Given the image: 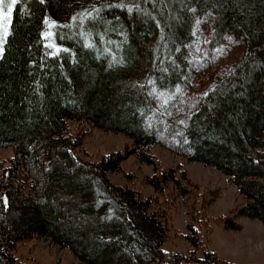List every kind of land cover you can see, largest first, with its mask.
Here are the masks:
<instances>
[{"label":"trees","instance_id":"16d2710c","mask_svg":"<svg viewBox=\"0 0 264 264\" xmlns=\"http://www.w3.org/2000/svg\"><path fill=\"white\" fill-rule=\"evenodd\" d=\"M10 2L0 149L13 156L0 162V264H25L18 247L37 238L82 264H160L171 229L159 197L170 183L190 193L185 173L161 171L151 153L161 129L178 139L176 156L230 179L245 200L238 216L264 225V0ZM201 25L212 55L241 46L229 68L193 61ZM161 93L170 100L160 107ZM80 122L126 136L132 150L82 160L85 135L71 127ZM130 155L153 168L154 196L111 181ZM215 221L239 230L226 215ZM188 230L194 250L172 264H226L208 250L200 257L199 234Z\"/></svg>","mask_w":264,"mask_h":264},{"label":"rangeland","instance_id":"374dc122","mask_svg":"<svg viewBox=\"0 0 264 264\" xmlns=\"http://www.w3.org/2000/svg\"><path fill=\"white\" fill-rule=\"evenodd\" d=\"M10 4V0H3V4L0 5L4 14L9 17L5 21L7 30L11 14L8 12ZM4 35H6L5 31L0 29V43ZM208 46V32L201 25L190 46V53L193 61L198 65L201 64L203 70L209 65H216L214 69L229 68L241 55L239 43H228L215 52V56L208 52ZM157 99L160 107L166 106L170 100L164 93H161ZM155 124L153 123L152 126L154 127ZM71 127L73 132L85 135L84 147L77 151L82 160L99 162L110 154L132 150V141L124 135L102 131L85 122L71 123ZM158 136L164 143L152 147L151 153L160 161L161 171L177 170L175 175L178 178L182 172L185 173L187 179L182 180L181 184L190 191L186 197H181L170 183L165 194L159 197L160 207L166 210L165 214L171 229L170 239L162 248L160 264H172L176 255H184L194 250L184 238L190 233L189 225L197 230L201 239V245L197 249L200 257H203V252L208 250L215 252L216 256L226 264H264V225L259 221L237 215L238 210L244 206L245 200L230 179L214 167L188 163L184 157L176 156L172 147L178 146V139L168 140L165 129H161ZM175 136L180 137L177 130ZM12 156V148L0 149V162L5 163ZM126 174L132 175L131 180L126 178ZM153 175L152 167L141 163L136 155H130L122 165V173L112 174L110 178L116 185L131 186L143 196L152 197L154 191L146 185V179ZM165 199L171 200L166 203ZM223 215L239 226V230L231 231L220 221L214 222L215 218H222ZM17 256L25 264H82L69 250L60 249L50 241L38 238L21 244Z\"/></svg>","mask_w":264,"mask_h":264},{"label":"snow or ice","instance_id":"6c2138e0","mask_svg":"<svg viewBox=\"0 0 264 264\" xmlns=\"http://www.w3.org/2000/svg\"><path fill=\"white\" fill-rule=\"evenodd\" d=\"M13 3H15V0H12ZM3 4V0H0V5ZM11 4L8 5V12L11 13ZM9 17L4 14L3 7H0V29H3L5 31V34L7 32L5 21H7Z\"/></svg>","mask_w":264,"mask_h":264}]
</instances>
